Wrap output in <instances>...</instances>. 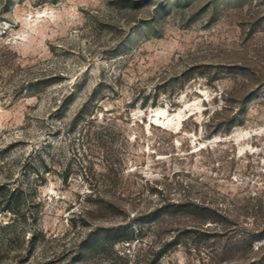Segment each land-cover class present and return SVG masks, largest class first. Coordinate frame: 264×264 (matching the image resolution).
Masks as SVG:
<instances>
[{"label":"rangeland","instance_id":"1","mask_svg":"<svg viewBox=\"0 0 264 264\" xmlns=\"http://www.w3.org/2000/svg\"><path fill=\"white\" fill-rule=\"evenodd\" d=\"M0 202V264H264V0H0Z\"/></svg>","mask_w":264,"mask_h":264},{"label":"trees","instance_id":"2","mask_svg":"<svg viewBox=\"0 0 264 264\" xmlns=\"http://www.w3.org/2000/svg\"><path fill=\"white\" fill-rule=\"evenodd\" d=\"M147 100V99H146ZM148 102V101H146ZM86 107L87 104H85L77 113L75 119H74V123L78 124V120L81 118H84V116L86 115ZM89 122L86 123V125H84V127H82V131L83 132H89L90 131V124L94 122V120L98 119L96 114L93 112H90L89 116ZM111 129L109 127H100L97 131H94V134L96 135L97 138H99L100 140H103L104 138H106L107 135H109V131ZM106 169H108L106 167ZM108 171H112V168H109ZM112 175V174H110ZM92 193L94 194H99V192L91 187ZM11 200H9L7 202V205L5 206L4 210H8L11 212H14V208L11 206ZM1 204V202H0ZM110 205L113 208H120V206H118V204L115 201H111ZM169 207H173L175 208L177 211H183V212H187L190 214H194L197 216H201L200 218H202L203 222L207 223L209 220H212L213 222H219L215 219H210L208 217V215H204L206 212L209 213H215L214 211H212V209L207 208V207H203L198 205L195 202H187V203H172L169 205ZM219 216V215H218ZM123 227L122 226H118V227H113L108 229L102 236L100 237H96L94 239L95 247H103V245L105 244H111V245H116L118 243H122V242H130L131 240H133V236L122 230ZM245 228V232L243 233V235L240 237V239H237L235 242L236 247H238V249H243L245 251H253V247H254V243L264 240V236H259V235H254V233L252 232H248V230ZM229 251V249L226 250H222L221 253L223 255H226L227 252Z\"/></svg>","mask_w":264,"mask_h":264}]
</instances>
